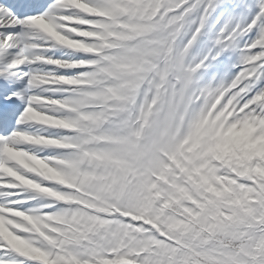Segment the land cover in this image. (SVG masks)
Segmentation results:
<instances>
[{
	"label": "snow or ice",
	"instance_id": "obj_1",
	"mask_svg": "<svg viewBox=\"0 0 264 264\" xmlns=\"http://www.w3.org/2000/svg\"><path fill=\"white\" fill-rule=\"evenodd\" d=\"M0 264H264V0H0Z\"/></svg>",
	"mask_w": 264,
	"mask_h": 264
}]
</instances>
